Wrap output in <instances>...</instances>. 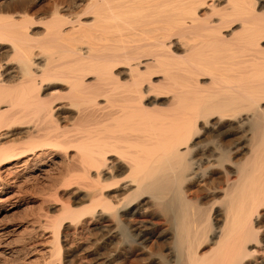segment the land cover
I'll use <instances>...</instances> for the list:
<instances>
[{
  "label": "bare ground",
  "instance_id": "obj_1",
  "mask_svg": "<svg viewBox=\"0 0 264 264\" xmlns=\"http://www.w3.org/2000/svg\"><path fill=\"white\" fill-rule=\"evenodd\" d=\"M28 181L43 264H264V0H0V211Z\"/></svg>",
  "mask_w": 264,
  "mask_h": 264
},
{
  "label": "rangeland",
  "instance_id": "obj_2",
  "mask_svg": "<svg viewBox=\"0 0 264 264\" xmlns=\"http://www.w3.org/2000/svg\"><path fill=\"white\" fill-rule=\"evenodd\" d=\"M36 183L38 184L39 182H36ZM36 183L34 182V184H33L32 181H28V183H24V185H22V187L24 189L29 188V190L26 189L27 190L26 191V190L21 188V190L19 189L20 190L19 191L16 188H14L13 190H11L10 192H8L6 194L7 196H9L10 194L13 195V193H14L15 196L13 195V198H11L12 196L10 195L11 196L10 198L12 200L9 198L10 201H8L7 204L15 203V206L13 208H9V209H7L8 206H4V208L0 211V221L2 220L1 222L6 225L7 230L9 231L10 235H12L13 237L15 236L17 239L20 236L21 237L20 240L24 239V240H22V243H23V245H25L26 249L24 251H22L21 255L18 258H13V259L11 258L7 261L2 260V262H0V264H7V263L8 264H31V263L32 264H43L45 261L49 260L48 253L45 251V250H47V245L49 244V241H48L49 238L46 237L49 235V233L45 232L44 229H41L43 231H41L40 229L39 230L38 229L37 230L36 229L31 230L30 224L32 223V224L38 225L37 219L39 218L38 217L39 215H40V218H39L40 220H42L43 218L46 219L45 214L52 217V216L57 215L58 210H56L54 208H49L47 202H46L47 204L45 202H44V204H43V202L41 203L40 197H38L37 195L34 194L33 189L31 190V187L35 186ZM17 193H18V195H17ZM67 196H68L67 194H62V196H60L61 197L60 201L61 200L66 201L68 198L66 199L65 197H67ZM40 205H42V206H40ZM47 208H49V209H47ZM45 211L46 212L48 211L49 214H48V212L46 213ZM49 216H47V217H49ZM35 218H37V219H35ZM32 220H34L35 223H33ZM28 227H29V229H28L29 231L26 229ZM21 229L23 232L21 231ZM24 230H25V232H24ZM34 230H35V232L36 231L37 232L35 233ZM87 238H89V236H87V237L83 236L81 238V241L79 240L80 243H78V244H77V242L74 243V244L78 245V251L75 253V254H77L75 256L76 261L74 264H76L78 262V260H80L82 262L84 261L83 262L84 264H87V263L93 264V261H95V260H92L93 256L87 251V249L89 250V248H91L90 246H92L88 241L89 239L87 240ZM28 246H30V247H28Z\"/></svg>",
  "mask_w": 264,
  "mask_h": 264
}]
</instances>
